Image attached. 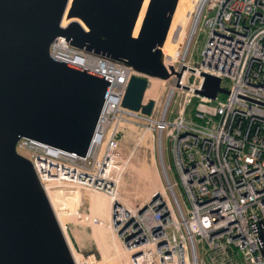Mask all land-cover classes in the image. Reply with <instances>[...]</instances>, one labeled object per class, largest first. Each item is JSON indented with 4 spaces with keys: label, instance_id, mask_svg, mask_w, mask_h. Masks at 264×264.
<instances>
[{
    "label": "built area",
    "instance_id": "1",
    "mask_svg": "<svg viewBox=\"0 0 264 264\" xmlns=\"http://www.w3.org/2000/svg\"><path fill=\"white\" fill-rule=\"evenodd\" d=\"M207 9L213 15L204 16ZM203 17L207 42L201 62L194 65L188 58ZM190 37L185 49V39L176 47L175 56L164 50V64L182 75L180 80L176 75L163 80L168 83L167 103L161 107V101L154 100L151 115L123 106L136 74L130 67L56 37L50 47L53 59L111 82L96 138L85 157L26 137L16 148L31 155L42 182L80 178L86 186L111 195L117 181L107 183L101 175L116 177V124L155 132L167 178L165 191L135 210L115 207L125 247L130 252L139 249L138 255L131 252L132 264H264V0H207ZM203 73L220 77L229 93H218L215 99L197 94ZM147 79L152 87L155 78ZM226 79L229 86L223 84ZM169 116H175V122ZM165 134L170 140L169 166Z\"/></svg>",
    "mask_w": 264,
    "mask_h": 264
},
{
    "label": "water",
    "instance_id": "2",
    "mask_svg": "<svg viewBox=\"0 0 264 264\" xmlns=\"http://www.w3.org/2000/svg\"><path fill=\"white\" fill-rule=\"evenodd\" d=\"M184 1L0 0V264H76L32 160L16 146L26 137L85 157L111 82L53 59L52 42L63 36L69 46L130 67L136 74L123 106L151 115L154 100L143 104L147 77L182 75L164 64L163 52ZM202 76L197 94L229 93L220 77ZM160 163L166 180L161 155Z\"/></svg>",
    "mask_w": 264,
    "mask_h": 264
},
{
    "label": "rangeland",
    "instance_id": "3",
    "mask_svg": "<svg viewBox=\"0 0 264 264\" xmlns=\"http://www.w3.org/2000/svg\"><path fill=\"white\" fill-rule=\"evenodd\" d=\"M198 2L199 0L188 1V3H190L189 7L193 8L192 9L193 11L191 12L192 15L190 14L191 17L189 16L186 22L185 25L186 31L185 28H182L179 36H176L175 40L173 41L174 43L172 42L171 45H168L167 49L170 48L171 53L177 44L179 46L182 43L185 33H187V35L185 34L186 38H185L184 49L188 44L190 39V34L197 21L200 19V14L198 18H196ZM213 13H214L213 11L209 12L207 9L204 12V16L205 15L211 16L213 15ZM184 14L185 16H187L188 12ZM181 21H182L181 17L178 16L174 26L179 24ZM204 21L205 20L203 17L201 19V22L199 23L197 32L193 38L194 41L192 39L193 43L190 49V55L188 59L194 65L201 62L203 57V50L207 42L208 31L204 26ZM174 54H176V52ZM223 84L229 86V80L228 79L224 80ZM166 86H168V83H164L161 81L159 82L153 81L152 91H150V96L148 98L151 99L153 97L152 95H154L155 97L157 95L159 101H161V107H164L167 103V99L169 96V92L166 91ZM170 109L177 112L178 108L175 105H172ZM160 116L161 113L159 114V117ZM168 119L175 122L176 117L169 116ZM118 123L120 124H116V127L118 126L119 129L118 135L120 140V147H119L120 155L118 162L117 163L116 161L114 162V164H116L115 165L116 177L114 180L115 182L117 181L116 182L117 185L115 186V189L118 194L117 197L119 198L117 204H124V207L126 206L132 210H135L139 208L141 205H143L145 202H147L149 197L153 196L155 192H157V189L159 188L158 186L160 184L162 187L164 188L166 187V180L164 178L163 169L160 163V155H161L160 148L158 145L157 135L155 132L144 131V129H141L137 125H133V124L127 125V124H123V122H118ZM169 144H170V140L165 134L163 139V149H164L165 162L167 166L171 164L169 157ZM22 154L31 159L30 154L23 151ZM101 177L104 181L112 182V180H110L111 175H109L108 173H104V175H101ZM170 177L173 181H175V177L171 171H170ZM67 180L69 181V179ZM65 181L66 180H62L59 178V180L51 181V182L57 184L59 182L64 183ZM46 183L48 184L49 182ZM80 186L83 187L84 185L81 184ZM86 187H89L88 189H90L93 192L96 199L99 196V199H97V202L99 203H96L95 205L96 208L91 207V204L89 203L87 199L88 197L86 195H82L79 198L75 197V200L72 201V199L68 197L67 193L64 192L65 191L64 187L61 186L55 187L56 195L58 194L55 198L56 207L57 208L64 207L63 211L64 212L66 211L63 215L65 219L64 221L65 222L67 221L66 224L68 225L72 235H74V238L76 239V242L80 248L81 254L84 257L86 256L92 257L91 259L87 260L89 261V264H102V263L111 264L112 261H116L118 258H119L118 260L121 259L120 261L122 263L124 262L123 264H132L131 252L124 245V240H123L124 227L120 224V221L116 219L115 202L108 205V201L110 199L109 194H106V192H104L103 190H98L90 186H86ZM176 192L181 202H184L183 201L184 199L181 196L182 193L181 189L176 187ZM103 203L104 204L106 203V205H102ZM98 213L101 214L99 215ZM89 214H92V217H90L89 221L82 222L80 220L79 215H82L83 217ZM93 236H95L96 238L98 237L97 238L98 240L99 237L102 238L105 241L104 247L101 246L102 247L101 248L100 246H98L100 247L98 249ZM114 247L116 248L113 249ZM110 253L112 254L110 255ZM108 258L110 259L109 263L103 262L105 259Z\"/></svg>",
    "mask_w": 264,
    "mask_h": 264
},
{
    "label": "bare ground",
    "instance_id": "4",
    "mask_svg": "<svg viewBox=\"0 0 264 264\" xmlns=\"http://www.w3.org/2000/svg\"><path fill=\"white\" fill-rule=\"evenodd\" d=\"M188 1H190V0H185L184 1V3L181 5V7L179 8V10L176 12V14H175V16H174V19H173V23H172V27H171V30H170V35H169V37H168V39H167V41H166V43H165V45H164V50H165V52H166V54H168L169 56H175L176 54H174L175 52H176V47H180L181 46V44L182 43H184V39H185V34H184V37H183V40H182V43L178 46V44L176 45V47L172 50V53H171V50H170V48L169 49H167L168 48V45H171L172 44V42L175 40V38H176V36H179V34H180V32H181V29L182 28H185V31H186V22H187V20H188V17L190 16V14H191V12L193 11L192 9V7L190 8L189 7V4L190 3H188ZM206 1L207 0H199V2H198V4H197V7H198V9H197V13H196V18H198V16H199V14H200V12H201V10H202V7L204 6V4L206 3ZM186 12H188V14H187V16H185V14L184 13H186ZM178 16H180L181 17V19H182V21L179 23V24H177L176 26H174L175 25V21H176V19L178 18ZM180 20V19H179ZM178 20V21H179ZM175 27V28H174ZM174 31V32H173ZM172 32L174 33L173 35H172ZM172 35V36H171ZM181 37V38H182ZM191 38V37H190ZM174 43V42H173ZM189 43V42H188ZM159 81H161L160 79H154V82H159ZM161 82H164V81H161ZM150 91H152V87H149L148 89H147V92H146V94H145V97L146 98H148L149 96H150ZM157 94V93H156ZM155 94V95H156ZM153 97L150 99V100H156V99H158V96L156 95V97L154 96V95H152ZM144 97V101H146V98ZM149 102V101H148ZM63 177H65V176H63ZM113 176H111V179L110 180H114V178H112ZM75 180V182H73V181H65L64 183L63 182H59V183H53V182H49L48 184L46 183V182H42V184H43V186H44V188H45V190H46V192H47V194H48V196H49V198H50V201L52 202V205H53V207H54V210H55V212H56V215H57V217H58V220H59V222H60V225H61V227H62V230H63V232H64V234H65V237H66V240H67V242H68V244H69V247H70V249H71V251H72V254H73V257H74V260H75V263L76 264H89V261H87L88 259H91L92 257L91 256H89V257H84L82 254H81V252H80V248H79V246H78V244H77V242H76V239L74 238V235H72V233L70 232V230H69V227H68V225L66 224V222L64 221L65 219H64V217H63V215H64V213L66 212H64L63 210V208L64 207H59V208H57L56 207V204H55V198H56V196L58 195H56V191H55V187H64L65 188V193H67V195H68V197L69 198H71L72 199V201H74L75 200V197H77V198H79V197H81L82 195H86L88 198V201H89V203L91 204V207L93 208H96V203H99V202H97V199H99V196H98V198L96 199L95 198V196H94V194H93V192L90 190V189H88L89 187H86V184H84L81 180H80V178H78V179H74ZM102 181H104L103 179H102ZM107 183L109 182V181H106ZM74 183V184H73ZM80 183H82L84 186L82 187V186H80L81 184ZM78 184H80V185H78ZM60 189V188H59ZM114 189V188H113ZM58 190V189H57ZM63 191V190H62ZM165 191V188L164 187H162L161 189H157V192H155V193H158L159 194V196H160V194L162 193V192H164ZM100 194V193H99ZM107 194V193H106ZM71 195H74V196H71ZM106 196V195H105ZM118 196V194H117V191H116V189H115V191H113L112 192V194L110 195V199H109V201H108V205H110V204H112V203H114L115 202V204H116V206L118 205L117 203H118V200H119V198L117 197ZM104 198V197H103ZM103 198H101V199H103ZM107 198H108V196H107ZM153 199V196H150L149 197V199L148 200H150V199ZM79 201V200H78ZM104 201H107V200H104ZM101 203V202H100ZM98 205V204H97ZM102 205H106V203L104 204H102ZM123 206H124V204H122ZM125 208L126 209H130L129 207H126L125 206ZM91 209V208H90ZM115 209V208H114ZM78 210V209H77ZM130 210H132V209H130ZM91 211V210H90ZM99 211V210H98ZM79 213H80V211H79ZM91 213V212H90ZM85 214V213H84ZM99 215L101 214V213H98ZM74 215V214H73ZM72 215V216H73ZM90 217H92V214H89V215H85V216H83L82 217V215H79V218H80V220L82 221V222H87V221H89L90 220ZM70 218V217H69ZM69 220V219H68ZM71 221V220H70ZM73 222V221H72ZM71 222V223H72ZM69 223V222H68ZM118 226V225H117ZM94 237V240H95V243H96V245H97V248L99 249L101 246H103L104 247V243H105V241L102 239V238H100L99 237V240L95 237V236H93ZM106 238V237H105ZM106 240V239H105ZM107 241V240H106ZM111 244V243H110ZM109 244V245H110ZM75 245H77V248H76V246ZM98 246H100V247H98ZM107 246V245H106ZM102 248V247H101ZM116 247H114L113 249H115ZM132 251V253L134 254V255H138L137 253L139 252V249H136V247H134L133 249H131ZM114 251V250H113ZM104 252V251H103ZM108 252V251H107ZM125 252V251H124ZM101 253V252H100ZM106 253V252H105ZM108 254V253H107ZM112 253H110V255H111ZM115 254V253H114ZM118 254V253H117ZM116 254V255H117ZM101 256H102V254H101ZM127 256V255H126ZM118 257V256H117ZM106 258V257H105ZM115 258V257H114ZM121 258H123V257H121ZM119 259V258H118ZM116 260V261H112V263L113 264H123L120 260ZM112 260V259H111ZM103 262H110V259L108 258V259H105ZM102 263V262H101ZM111 263V264H112ZM102 264H104V263H102ZM110 264V263H109Z\"/></svg>",
    "mask_w": 264,
    "mask_h": 264
},
{
    "label": "crops",
    "instance_id": "5",
    "mask_svg": "<svg viewBox=\"0 0 264 264\" xmlns=\"http://www.w3.org/2000/svg\"><path fill=\"white\" fill-rule=\"evenodd\" d=\"M162 185H163V183H162ZM158 187H159L158 189H161L162 188L161 184Z\"/></svg>",
    "mask_w": 264,
    "mask_h": 264
}]
</instances>
